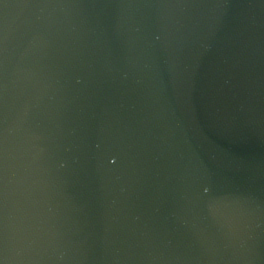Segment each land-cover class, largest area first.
Returning <instances> with one entry per match:
<instances>
[{
    "label": "water",
    "instance_id": "1",
    "mask_svg": "<svg viewBox=\"0 0 264 264\" xmlns=\"http://www.w3.org/2000/svg\"><path fill=\"white\" fill-rule=\"evenodd\" d=\"M0 259L264 264V0H2Z\"/></svg>",
    "mask_w": 264,
    "mask_h": 264
},
{
    "label": "clouds",
    "instance_id": "2",
    "mask_svg": "<svg viewBox=\"0 0 264 264\" xmlns=\"http://www.w3.org/2000/svg\"><path fill=\"white\" fill-rule=\"evenodd\" d=\"M207 191V189H205ZM0 264H6V260L0 259Z\"/></svg>",
    "mask_w": 264,
    "mask_h": 264
},
{
    "label": "snow or ice",
    "instance_id": "3",
    "mask_svg": "<svg viewBox=\"0 0 264 264\" xmlns=\"http://www.w3.org/2000/svg\"><path fill=\"white\" fill-rule=\"evenodd\" d=\"M0 2H2V0H0Z\"/></svg>",
    "mask_w": 264,
    "mask_h": 264
}]
</instances>
